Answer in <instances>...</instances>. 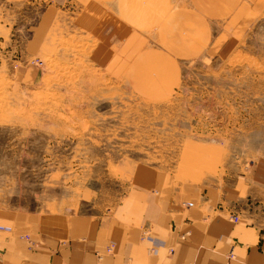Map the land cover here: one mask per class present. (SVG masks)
Wrapping results in <instances>:
<instances>
[{
    "label": "rangeland",
    "instance_id": "rangeland-1",
    "mask_svg": "<svg viewBox=\"0 0 264 264\" xmlns=\"http://www.w3.org/2000/svg\"><path fill=\"white\" fill-rule=\"evenodd\" d=\"M244 1L232 18L194 8L208 39L169 59L153 27L96 1L0 0V211L112 205L139 166L251 175L264 161V0ZM197 28L178 32L200 42ZM148 56L137 81L157 93L133 78L132 58Z\"/></svg>",
    "mask_w": 264,
    "mask_h": 264
},
{
    "label": "crops",
    "instance_id": "crops-1",
    "mask_svg": "<svg viewBox=\"0 0 264 264\" xmlns=\"http://www.w3.org/2000/svg\"><path fill=\"white\" fill-rule=\"evenodd\" d=\"M50 1L56 8L67 5L69 10L96 1L136 29L153 27L155 42L159 41L160 52L169 59L173 54L201 51L208 39V31L204 37L201 32L205 16L202 23L194 8L216 19L233 17L239 6H247L242 0ZM231 18L226 27H231ZM193 24L202 37L200 42L178 32ZM146 52L153 56L150 49L142 53ZM151 56L140 63L132 58L136 83L144 76H140L141 64ZM138 85L156 93L162 87ZM185 177L139 166L112 205L56 213L0 211V224L14 229L12 234L0 232V264H264L260 243L264 237V161L251 175L229 180L195 172ZM185 202L192 205L187 207ZM233 214L237 221L231 220ZM144 229L161 243L153 254L149 241L140 240ZM24 233L28 240L22 237ZM183 233L186 236L181 239ZM109 244L110 252L106 251ZM230 252L233 257L227 258Z\"/></svg>",
    "mask_w": 264,
    "mask_h": 264
},
{
    "label": "built area",
    "instance_id": "built-area-1",
    "mask_svg": "<svg viewBox=\"0 0 264 264\" xmlns=\"http://www.w3.org/2000/svg\"><path fill=\"white\" fill-rule=\"evenodd\" d=\"M184 205L187 206V207H189V206L192 205V202H185ZM231 220L232 221H237L238 220V216L236 214H233L231 216ZM0 232L6 233V234H11L12 228L10 226H8V225L0 224ZM185 236H186V233H183V235H181L180 238L181 239H184ZM22 237L23 238H26L28 240L29 235L23 234ZM140 240H142V241H145V240L149 241L150 247L148 248V250H149V253L150 254L155 253L158 250L159 245L161 244L160 241L157 238H155L154 236H151L150 235V232L147 231L146 229L142 230V233L140 235ZM260 241H261L260 242L261 243V250H264V237H261V240ZM111 250H112L111 244H109L108 246H106V251L110 252ZM172 251L173 250L171 248L169 250V252H172ZM231 257H233V254L230 252V253L227 254V258H231Z\"/></svg>",
    "mask_w": 264,
    "mask_h": 264
},
{
    "label": "bare ground",
    "instance_id": "bare-ground-1",
    "mask_svg": "<svg viewBox=\"0 0 264 264\" xmlns=\"http://www.w3.org/2000/svg\"><path fill=\"white\" fill-rule=\"evenodd\" d=\"M223 14H225V12H223Z\"/></svg>",
    "mask_w": 264,
    "mask_h": 264
}]
</instances>
